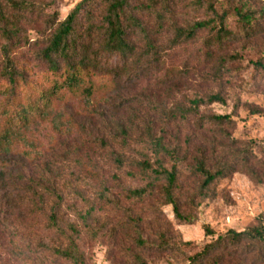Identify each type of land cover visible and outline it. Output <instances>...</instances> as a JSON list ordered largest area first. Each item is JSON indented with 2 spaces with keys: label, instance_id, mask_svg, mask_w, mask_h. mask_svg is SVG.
I'll return each instance as SVG.
<instances>
[{
  "label": "rangeland",
  "instance_id": "1",
  "mask_svg": "<svg viewBox=\"0 0 264 264\" xmlns=\"http://www.w3.org/2000/svg\"><path fill=\"white\" fill-rule=\"evenodd\" d=\"M80 1L40 0L38 23L23 25L22 40L10 51L24 79L16 101L23 103L26 94L36 95L49 85L43 56L51 35L46 14L58 12L63 20ZM246 1L252 10L264 8V0ZM178 4L165 21L148 12L139 17L147 34L131 28L130 59L94 46L91 55L104 66L95 77L102 92L89 99L57 101L1 153L0 264H68L45 250L59 243L49 230L56 205L63 223L78 224V243L89 264H139L136 236L156 242V234L166 231L167 237L186 242V253L158 254L154 247L143 254L146 264H186L188 256L211 241L205 226L216 237L228 229L264 225V16L261 27L243 37L240 22L228 20V28L239 36L228 42L221 62L206 55L207 31L176 45L174 26L189 27L209 18L208 10L192 0ZM5 83L0 78V92ZM215 94L220 99L208 102ZM8 98L0 95V103ZM200 98L206 101L192 109L188 120L167 121L164 109L189 108ZM217 115H228L231 121L221 123L214 119ZM160 136L166 145L181 148L180 204L195 216L190 224L175 219L172 206L164 204L160 184L145 201L129 197L131 189L147 185L151 178L140 162H156L151 141ZM237 150L250 152L253 173L235 168L200 194L198 177L190 170L193 159L202 154L215 169ZM162 156L169 166V158ZM103 187L111 201L101 200ZM93 208L88 227L80 215L87 216Z\"/></svg>",
  "mask_w": 264,
  "mask_h": 264
},
{
  "label": "trees",
  "instance_id": "2",
  "mask_svg": "<svg viewBox=\"0 0 264 264\" xmlns=\"http://www.w3.org/2000/svg\"><path fill=\"white\" fill-rule=\"evenodd\" d=\"M180 2L188 0H81L63 20L59 18L58 12L46 14V23H49L51 35L43 50V56L49 65V85L38 89L36 95L26 94L24 102L20 103L16 98L19 96L18 86L24 79L13 65L10 51L11 47L21 42L23 25H33L41 18L40 0H0V50L4 56L0 78L6 82L0 95L9 96L7 101L0 103V155L24 129L48 115L57 101L67 97L89 99L102 92L103 87L95 77L104 66L99 59L91 55L94 46L98 45L100 51L106 54L130 59L134 55V45L130 39L131 28H137L147 34L139 17L148 12L154 14L156 19L165 21L167 15H171ZM193 2L199 7H205L209 18L195 22L189 27L174 26V40L176 45L181 46L185 39L188 42L197 40L201 31H207L204 50L211 60L224 62L222 53L228 42L239 36V32L233 33L228 28L227 23L231 17L242 25L241 37L249 36L262 25L264 8L252 10L246 0H192V4ZM147 44L153 45L148 39ZM206 99L211 102L219 100L220 97L215 94ZM205 101L201 98L194 99L191 102L192 107L177 106L164 109L168 111L167 121L188 120L192 109H198ZM214 119L221 123L231 121L228 115H217ZM151 143L156 153V162H152L151 158L140 162L142 170L151 178L148 179L147 185L131 189L129 197L145 201L155 185L160 184L164 204L172 206L175 219L179 223L194 222L195 216L184 212L180 204L181 148L166 145L162 136L152 139ZM162 155L169 158V166L165 165ZM250 159L248 150H237L227 161L215 163L218 165L213 169L204 155L196 156L190 170L198 177L199 193L207 194L218 179L235 168L252 174ZM99 196L101 200L111 201L105 187ZM56 207L57 205L51 209L49 230L58 237L59 243L46 247L45 250L60 262L89 264L78 243L82 237L78 224L69 221L63 223L54 211ZM94 211L93 208L87 216L80 215L84 225L90 227L88 220ZM205 233L211 237V241L198 252L188 256L186 264H264L262 223L241 230L228 229L216 237L214 230L207 225ZM167 235L168 231L158 233L155 238L159 241L153 242L143 234H138L134 242L140 250L135 256V261L146 264L143 254L145 250L150 251L154 247L158 254H185L186 242Z\"/></svg>",
  "mask_w": 264,
  "mask_h": 264
}]
</instances>
